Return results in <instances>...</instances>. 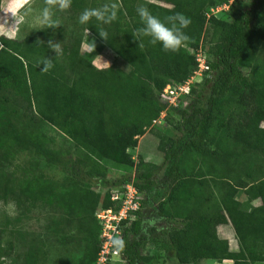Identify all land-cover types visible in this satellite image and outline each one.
<instances>
[{"label": "trees", "instance_id": "1", "mask_svg": "<svg viewBox=\"0 0 264 264\" xmlns=\"http://www.w3.org/2000/svg\"><path fill=\"white\" fill-rule=\"evenodd\" d=\"M106 2L72 0L57 14L61 27L42 28L20 40L0 37V201L16 209L0 226V261L59 264L54 255L60 254L61 264H96L103 243L96 211L119 209L111 191L133 183L143 195L142 207L136 219L123 222L127 226L117 239L122 246L115 245L127 264H157L170 253L177 264L264 262V209L248 213L235 199L249 184L242 180L244 161L264 154V0H247L218 17L208 14L220 0H113L119 6L117 21H90L81 30L90 34L87 44L112 50L128 72L116 66L99 69L95 51L82 52L78 17ZM2 5L0 0V11ZM140 6L160 18L176 12L190 18L186 45L171 53L137 41L132 34L141 26ZM101 29L108 32L107 40L99 36ZM49 41L64 42L59 56ZM199 51L206 55L208 71L178 107H169L161 94L194 76ZM45 58L53 67L41 72ZM163 112L174 134L152 128ZM43 124L72 141L79 159H63L50 149ZM148 129L158 139L161 165L142 158L135 162L129 153ZM16 148L61 167L68 183L58 185L30 165L12 169ZM104 159L134 168V177L111 179L93 165L85 169L88 161ZM98 187L106 189L101 205ZM34 210L47 216L40 233L19 228ZM152 215L160 226L146 220ZM229 222L238 253L218 236V227ZM149 245L158 254H149Z\"/></svg>", "mask_w": 264, "mask_h": 264}, {"label": "rangeland", "instance_id": "2", "mask_svg": "<svg viewBox=\"0 0 264 264\" xmlns=\"http://www.w3.org/2000/svg\"><path fill=\"white\" fill-rule=\"evenodd\" d=\"M43 4H44V0H3L2 9L0 11V37L5 36L10 39L20 40L30 35L32 32L44 28L36 22L34 17L30 16L28 18H24L21 15L25 11V9L28 8L29 6H31L35 12H38L39 9L43 6ZM59 27L61 26H58V28ZM81 29H82V25L78 26L76 31L81 32L82 33L81 35L84 38L83 39L84 41L82 43V52L88 53L92 51V49L95 51L96 56L94 59V65L97 68L102 69L111 66H116L126 72L130 70V67L127 65V63L121 58L115 57L114 54L108 48H105L99 43H93V45H91L92 47L91 46L89 47V45L86 44L85 39L90 34L89 32L83 31ZM207 41L208 38L206 37L203 43L206 44ZM55 43H59L61 47V45L64 42L56 41ZM200 81L201 80L198 79L196 83H199ZM2 113H3V109L1 108L0 116L2 115ZM0 123L1 125H4V121L0 120ZM155 124L156 123H154L152 127L154 128V130L157 128H158L157 130L163 129L161 127L156 126ZM261 127L262 129H264L263 128L264 123H262ZM41 128H42V133L47 137V140L49 141L48 147L50 149L57 152L63 159L66 160L73 158L79 159L80 157V154L78 153L79 151L77 150L76 146L72 143V141L65 138V136H63L59 131H57L55 128L47 124L41 125ZM170 129L166 131L167 135L174 134V130L171 131ZM129 151H130L129 153L134 158L135 162H138V159L142 158L146 162L161 165L164 160L163 154L160 153L158 150V139L153 134V132L150 131V129H148L143 136L139 137V144L137 148L130 149ZM260 153L263 152L260 151ZM13 156H15V159L12 161V164L10 165L12 169L14 168L16 169L15 165H20L22 167L30 165L34 167V172L36 174L37 173L41 174L50 181L57 183L58 185L65 186L68 183V179L61 167L47 164L34 152L22 151L16 148ZM92 165L95 168H99L100 172H103L107 177L111 179L120 178L123 175H128L133 178L135 175L134 168L126 165H119L106 159L99 160L98 164H94L93 162L88 161V164L85 165V169L91 168ZM96 191L97 193L102 195V198L100 199V203H99V205H101V201L105 199L106 189L102 187H98ZM146 211L147 210H143L144 213H146ZM15 214H16V209L14 204L0 201L1 227L5 226L7 219L12 218ZM147 219H149L151 226H157V227L160 226V223L155 222L154 220L155 215L146 216V220ZM46 220H47L46 215H43V213L40 212L39 210H34L24 218L19 228L28 232L40 233L44 230ZM149 247L150 250L147 249V252L149 251L148 252L149 254L152 255L154 253L158 254L157 251L154 252L152 246L149 245ZM160 254L162 255V253ZM54 256L56 261L59 264H61L62 256L60 254H55ZM9 261L10 260L8 259H4L1 260L0 263L9 264L10 263ZM161 261L163 264H177V261L175 260L173 253L168 254V256L162 255V257L159 259V262ZM112 264H127V263L126 261H124L123 257H120V259H116L115 261H113Z\"/></svg>", "mask_w": 264, "mask_h": 264}, {"label": "clouds", "instance_id": "3", "mask_svg": "<svg viewBox=\"0 0 264 264\" xmlns=\"http://www.w3.org/2000/svg\"><path fill=\"white\" fill-rule=\"evenodd\" d=\"M72 0H44L43 6L38 12L29 6L21 14L22 17H34L36 22L44 28L58 27L57 14L63 13L71 7ZM141 26L132 34L137 41L147 40L153 46L158 45L163 51L176 53L186 45L189 37L185 29L191 23L190 18L183 13L176 12L164 18L153 15L150 10L144 6L136 9ZM119 6L113 0H108L100 8H85L78 17V23L81 25L95 21L102 25H110L118 20ZM99 36L107 40L108 32L101 29L98 31ZM49 48L59 56L61 53L59 43L48 42ZM40 65H43L41 72H47L53 67L51 59L45 58ZM114 245L120 247L122 242L114 240Z\"/></svg>", "mask_w": 264, "mask_h": 264}, {"label": "built area", "instance_id": "4", "mask_svg": "<svg viewBox=\"0 0 264 264\" xmlns=\"http://www.w3.org/2000/svg\"><path fill=\"white\" fill-rule=\"evenodd\" d=\"M221 4L212 8L208 17H218L220 14L228 13L238 8V4H247V0H220ZM199 69L195 72L184 84H171L168 85L161 94L162 100L168 104L169 107H178L180 100L186 97L191 90L193 84L198 79L202 80L204 73L208 71L206 55L199 51L196 54ZM166 112L161 114V118L156 122V126L163 129H170L164 122ZM111 201L119 202L120 208L112 207L110 209H98L95 216L100 222L102 227L101 240L102 246L98 255L96 264H112L116 259H120L121 252L113 243L114 240L121 238V233L124 228V221H132L137 218V212L142 207L143 195L136 188L133 183L126 184L125 186L115 188L111 191Z\"/></svg>", "mask_w": 264, "mask_h": 264}, {"label": "crops", "instance_id": "5", "mask_svg": "<svg viewBox=\"0 0 264 264\" xmlns=\"http://www.w3.org/2000/svg\"><path fill=\"white\" fill-rule=\"evenodd\" d=\"M88 37L89 36H87L86 38L88 39ZM110 51L114 54L115 57H117V55L112 50ZM242 180L244 183L248 182L249 184L248 186L239 189L236 194L235 199L240 204L239 208L248 213L252 212L255 209H264V154L261 153L260 156H258V158L255 160L244 161ZM215 205L216 203L209 204V206ZM207 207L208 204H205L204 208ZM217 231L220 239L228 241L231 253H238L240 251V245L236 235V231L231 222L219 226ZM147 249L150 250V247H148ZM157 264L163 263L161 261ZM202 264H234V261L207 260ZM254 264H264V262H256Z\"/></svg>", "mask_w": 264, "mask_h": 264}]
</instances>
